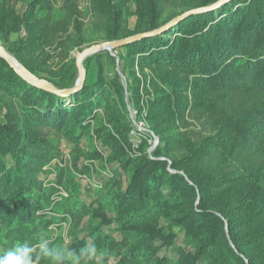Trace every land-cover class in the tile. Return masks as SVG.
Returning a JSON list of instances; mask_svg holds the SVG:
<instances>
[{
	"label": "rangeland",
	"instance_id": "374dc122",
	"mask_svg": "<svg viewBox=\"0 0 264 264\" xmlns=\"http://www.w3.org/2000/svg\"><path fill=\"white\" fill-rule=\"evenodd\" d=\"M111 1L114 8L104 0H0V46L23 68L32 69L41 79L54 87L58 83L62 88H56L65 90L75 87L79 80L77 59L84 51L154 32L186 12L217 3ZM205 1L211 3L201 6ZM251 1L238 2L246 5ZM238 6L240 3L230 7L231 12ZM205 26V22L188 20L174 30L176 34L164 39L172 41L184 31H203ZM155 45L162 46L136 42L85 59V86L98 95L103 110L97 111L79 142V150L62 134L52 129L42 131V137L58 145L61 154L38 173L43 190L20 197L16 206L21 208L14 210L23 211L31 197L39 202L50 197L46 208L33 213L38 222L50 224L47 228L37 225L38 239L17 240L19 233L9 234L18 223L0 229V255L17 241L37 246L41 239H47L50 247L67 251L81 241L94 248L91 256L66 258L64 262L71 264H88L92 258L104 264L106 256L108 264H187L193 255L199 256L197 264H240L222 241L214 218L181 220L192 204L198 205L204 198L206 210L243 223L249 231L244 236L251 241L246 250L264 258V238L250 235L251 230L264 232V94L251 88L215 92L205 78L179 66L194 60L201 64L197 63L196 52L179 64L171 54L165 59L170 61L167 64L162 61L167 58L162 52L167 51L161 47L148 50ZM101 92L105 97L99 96ZM106 96H113L121 109L118 124L109 122L106 110L113 104ZM73 100L67 97L61 102L71 105ZM0 115H8L5 122L14 128H23L17 122H22L17 119L22 115L18 100L3 89ZM145 155L161 162L150 168L152 174L160 175L155 181L157 187L146 183L141 188L143 205L128 206L120 220L118 195L126 193ZM4 160L9 169H15V158ZM173 163L176 170L170 168ZM166 171L179 173L186 182L188 174L193 173L195 195L180 178L170 180ZM190 185L195 186L192 182ZM85 208L93 210L83 220L70 215ZM225 222V234L230 238ZM206 223L212 227L214 240L208 238ZM150 228L161 231L164 238L151 240L154 232H149ZM216 239L215 246L209 248ZM241 258L248 264L243 255ZM39 264L51 261L41 259Z\"/></svg>",
	"mask_w": 264,
	"mask_h": 264
},
{
	"label": "trees",
	"instance_id": "16d2710c",
	"mask_svg": "<svg viewBox=\"0 0 264 264\" xmlns=\"http://www.w3.org/2000/svg\"><path fill=\"white\" fill-rule=\"evenodd\" d=\"M104 1L109 3V8H114L111 0ZM218 1L215 0L214 2ZM238 1L228 0L212 11L185 17L168 27L161 34L132 41L126 46L136 42L142 45L160 43L162 46H151L148 50L161 47L167 51L162 52L167 57L162 58V61L167 62V64L170 61L165 59H169L171 54L174 55V59L179 64L187 56L196 52L197 63L201 64H196V60H194L191 64H180L179 66L193 76L199 75L205 78L213 91L239 92L251 88L259 94H264V0H252L246 5H244L245 2ZM210 3L211 1H205L201 6H208ZM239 3L240 6L237 7V10L231 12L230 7L237 6ZM216 13L220 14L218 15L220 19L215 16ZM214 18L215 20H213ZM188 20L189 22L194 20L205 22L206 26L204 29L202 28L203 31L206 28L209 29L206 32L199 30L188 31L187 33L184 31L183 36H176L172 41L168 40L170 38L164 39V36L171 37V35L176 34L177 31L174 32V30L181 27ZM210 20H213L211 21L212 24L210 23L211 25L209 24ZM219 68L221 69L219 70ZM28 69L40 78L35 71ZM54 85L57 88H62L58 83ZM85 85L74 94L59 96L26 81L5 60L0 58V90L9 91L11 96L18 100L22 112V115L17 118L22 120V122L17 121L22 123V129H16L11 123L5 122L8 115L4 117L0 115V229L8 228L13 222L18 223V228L13 227V230L9 231L11 235L19 233L17 240L32 239L34 237L38 239L37 225L41 224L44 228H47L50 224V222H38L33 216L36 211L46 208L50 197L41 202L37 198L31 197L22 207L24 212L14 210V208H21V206H16L20 197L30 195L35 190L38 192L43 190L42 184L38 182V173H41L43 168L56 155L61 154L58 145L42 137V131L52 129L62 134L69 142L75 144L77 150H79V142L90 128L92 120L97 117V111L101 108L103 110L101 100L97 102L98 95L90 93V89L86 88ZM99 96L105 97L102 92ZM67 97L74 99L71 105L61 102L65 101ZM106 97L113 104L112 107L108 106L106 110L109 122L115 123L116 121L118 124L122 120L121 109L113 96ZM111 138L117 142L113 136ZM9 156L16 160L14 170L9 169L5 163L4 158ZM159 163L161 162L150 158L148 155L144 156L143 164L136 170L126 193L118 195L120 204L118 203L116 211L119 219L128 212V206L137 208L143 205L144 197L141 188L146 183H149L152 188L157 187L155 181L159 180L160 175L158 173L152 174L150 168ZM170 168L176 170V164L173 163ZM166 172L168 173L166 175L172 181L180 178L195 195L197 183L193 173L188 174V182H192L195 186H189V183L179 173ZM203 199L200 200L201 202L198 205L192 204L181 220L185 221L193 217L198 219L214 218L217 232H222V241L240 264H245L241 255L247 259L248 264H264V258L254 257L246 250L251 241L248 240L247 236H244L249 232L245 225L234 222V220L223 214L220 217L216 216L213 211L206 210L202 205ZM10 207L11 211H9ZM92 210V208H85L79 212H70V215L75 220H83L84 217L91 214ZM226 220L230 238H227L225 234ZM204 226L209 229L208 238L214 240L215 234L211 225L206 223ZM257 231L251 230L250 235L264 238V232L258 233ZM149 232H154L150 236L151 240L164 238L161 231L156 228H150ZM217 240L209 248L215 246ZM230 243L234 245L235 249L232 248ZM84 247H86V243L81 241L69 251L73 253L72 256H77ZM188 258L190 259L187 264H197L199 261L198 255ZM108 259V256L104 258V264H108ZM64 264L71 263L67 261ZM88 264L97 263L92 258L88 261ZM157 264H160V262H157Z\"/></svg>",
	"mask_w": 264,
	"mask_h": 264
},
{
	"label": "water",
	"instance_id": "95a60500",
	"mask_svg": "<svg viewBox=\"0 0 264 264\" xmlns=\"http://www.w3.org/2000/svg\"><path fill=\"white\" fill-rule=\"evenodd\" d=\"M226 1H228V0H220L219 2L213 4L212 6H209L207 8L195 9V10H191L189 12H186V13L182 14L181 16L177 17L174 21H172L169 24L159 28L158 30H156L154 32L138 34V35H135L133 37H129V38L120 40L118 42H107V43L99 44L97 46H94V47L84 51L82 54L79 55V57L77 59V67H78V71H79V75H80L79 80H78L76 86L73 88H70V89H65V90L57 89L53 85L49 84L47 81L38 78L36 75L31 73L29 70H26L25 68H23L21 65H19L21 68V69H19L17 67L18 63L9 56V54L6 52V50L2 46H0V56L10 65V67L13 70H15L22 78H24L26 81L30 82L31 84L37 86L40 89L48 91L50 93H54V94L59 95V96H67V95H71V94L76 93L77 91L81 90L84 87L85 82H86V78H87V73H86V70L83 66V62L85 61V59L87 57H89L93 54H96L98 52L105 51V50L113 51L115 49L121 48V47L131 43L132 41H138V40H142L145 38L152 37L154 35L161 34L168 27L179 22L183 18L191 16V15H196V14H201V13H205L208 11H212V10L216 9L218 6L225 3Z\"/></svg>",
	"mask_w": 264,
	"mask_h": 264
},
{
	"label": "clouds",
	"instance_id": "9594fccd",
	"mask_svg": "<svg viewBox=\"0 0 264 264\" xmlns=\"http://www.w3.org/2000/svg\"><path fill=\"white\" fill-rule=\"evenodd\" d=\"M93 253L94 248L88 246L81 249L79 255L84 257L91 256ZM72 255L73 253L65 249L50 247L47 239H41L37 246L17 241L12 248L0 255V264H39L41 259L50 260L51 264H64L65 259Z\"/></svg>",
	"mask_w": 264,
	"mask_h": 264
},
{
	"label": "bare ground",
	"instance_id": "6f19581e",
	"mask_svg": "<svg viewBox=\"0 0 264 264\" xmlns=\"http://www.w3.org/2000/svg\"><path fill=\"white\" fill-rule=\"evenodd\" d=\"M17 67H18L19 69H21L20 66H19V64H17Z\"/></svg>",
	"mask_w": 264,
	"mask_h": 264
}]
</instances>
